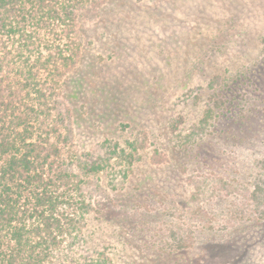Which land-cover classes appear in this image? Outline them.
I'll return each mask as SVG.
<instances>
[{
	"label": "rangeland",
	"instance_id": "374dc122",
	"mask_svg": "<svg viewBox=\"0 0 264 264\" xmlns=\"http://www.w3.org/2000/svg\"><path fill=\"white\" fill-rule=\"evenodd\" d=\"M83 31L76 142L114 179L98 248L264 264V0H111Z\"/></svg>",
	"mask_w": 264,
	"mask_h": 264
},
{
	"label": "trees",
	"instance_id": "16d2710c",
	"mask_svg": "<svg viewBox=\"0 0 264 264\" xmlns=\"http://www.w3.org/2000/svg\"><path fill=\"white\" fill-rule=\"evenodd\" d=\"M110 3L0 0V264H111L95 221L114 179L79 151L68 90Z\"/></svg>",
	"mask_w": 264,
	"mask_h": 264
}]
</instances>
